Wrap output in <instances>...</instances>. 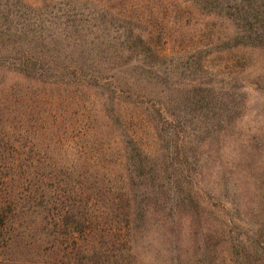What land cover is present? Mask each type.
Segmentation results:
<instances>
[{"label":"rangeland","instance_id":"1","mask_svg":"<svg viewBox=\"0 0 264 264\" xmlns=\"http://www.w3.org/2000/svg\"><path fill=\"white\" fill-rule=\"evenodd\" d=\"M243 11L255 13L256 27L246 28L251 33L239 21ZM244 34L250 38L243 40ZM159 36L167 39L169 56L184 54L181 86H173L179 76L169 59L148 56L147 39L154 45ZM197 59L201 70L193 66ZM155 78V96L135 99L142 103L137 106L160 102L167 112L151 117L122 106L121 121L131 115L137 126L131 128L134 143L124 146L135 150L138 143L142 153L132 150L122 159L118 137L104 139L113 154L109 172L123 165L132 173L135 230L128 247L136 264H264V0H0V118L6 119L0 130L27 128L37 138L51 123L58 133L70 132L74 122L83 133L90 87L115 97L124 82L134 91ZM192 79L227 100L230 117L214 127L218 142L203 134L206 112L187 103ZM34 100L40 107L31 111ZM73 110L82 115L78 123ZM118 126L106 117L93 128L108 133ZM45 139L38 144H48ZM57 154L69 155L54 151L55 161ZM74 165V171L81 167ZM121 240L117 235L114 248L125 254Z\"/></svg>","mask_w":264,"mask_h":264},{"label":"trees","instance_id":"2","mask_svg":"<svg viewBox=\"0 0 264 264\" xmlns=\"http://www.w3.org/2000/svg\"><path fill=\"white\" fill-rule=\"evenodd\" d=\"M253 14L255 13L252 11L251 13L243 11L239 18L246 32H250L246 28L254 30L256 27V16ZM251 35L256 38L259 33L254 32ZM243 36V40L250 38L248 34ZM137 39L140 44L143 43L142 37ZM157 39L158 45L156 43L153 45V37L147 39L148 56L154 57L155 61L169 59L170 65L175 67L179 76L173 86L176 84L181 86L179 81H182L181 76L186 70L180 74L179 62L182 63L181 57L184 54L169 56L163 49L167 39L162 36ZM252 48L257 47L252 46ZM142 58L144 63L148 59L144 55ZM148 64L149 68H154L152 63ZM193 66L196 67L195 70H201L203 60L197 59ZM156 74L161 81L159 74L157 72ZM152 80L153 82L147 84L145 88L135 89L131 85L135 92L130 89L128 81L124 82L115 97H106L104 93H98L97 89L90 87L85 94L89 107H85L87 122L83 133L75 131L74 122L70 123L73 124L70 132L58 133L53 129L54 126L59 127L51 123L49 133L43 132L37 138V131L27 128L13 134L0 130V264H124L125 262L127 264V261L128 264L137 263L129 249L131 247H128L135 230L132 227L135 221L133 219L135 189L132 173H128L123 165L114 172V175L109 172L107 162L113 154L111 145L104 143V139L112 137L115 140L116 136L118 137L122 147H118L115 151L122 159L125 157L129 160L132 150H140V154L142 153L138 143L135 144V150L128 149L127 145L124 146L125 140L126 143H134L132 135L134 136L135 133L131 128L137 126L133 125L134 119L131 115L128 122L126 119L121 121V113L126 109L122 108L123 105L131 108V112H136V115H146L149 112L150 115L153 114L151 117H160L163 111L167 112L168 109L160 102H152L149 109L147 107L140 109L142 106H137L141 103L137 100L144 99V95L149 98L155 96L158 86L155 82L156 78ZM30 82V88H34L36 83L31 80ZM188 84L191 85L192 91L191 95L188 93L185 96L192 103L189 101L187 103L208 115V120L202 121L201 118V127L205 131L203 134L207 137L209 135L211 141L218 142L219 131H214V127L220 129L230 117L227 100L224 101L223 97L214 93L211 90L212 86L202 79H192ZM238 89H243V85ZM93 91L94 98L90 96H93ZM126 91L134 99L123 98L122 95H126ZM78 102L83 106L86 101ZM31 103L34 105L30 106V110L35 111L39 101L34 100ZM57 107L58 105L53 109L57 110ZM49 116L52 122L57 120L55 113H50ZM172 116L178 123V116ZM81 117L82 115L80 116L76 110L72 111V120L78 123ZM106 117L112 120V128L119 124L116 132L101 133L93 128L98 119L106 120ZM68 118L67 121L65 119L61 121L64 127L70 122L71 117ZM40 119L41 117L36 116V120L40 121ZM4 121L6 119L0 118V128ZM147 123L149 125L148 120ZM138 125L141 127V121ZM209 125L213 127L210 132L206 131ZM119 128L121 130L118 131ZM151 128H155L153 121ZM42 138H47L44 142L48 144L39 145L38 140ZM204 142L205 140L199 141L200 144ZM210 144L211 142L208 146L212 147ZM184 148L182 147V150ZM62 150L69 155L57 154L58 158L55 161L54 151ZM76 162L81 163L78 171H74ZM75 177H78L80 182L76 183ZM112 178L117 179L112 182ZM117 235L120 238L122 236L121 242L124 243L125 254L114 248Z\"/></svg>","mask_w":264,"mask_h":264}]
</instances>
